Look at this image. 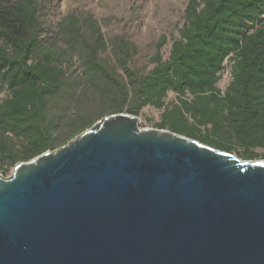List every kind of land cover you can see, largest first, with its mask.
<instances>
[{"label": "water", "instance_id": "1", "mask_svg": "<svg viewBox=\"0 0 264 264\" xmlns=\"http://www.w3.org/2000/svg\"><path fill=\"white\" fill-rule=\"evenodd\" d=\"M0 264H264V160L106 116L0 174Z\"/></svg>", "mask_w": 264, "mask_h": 264}, {"label": "trees", "instance_id": "2", "mask_svg": "<svg viewBox=\"0 0 264 264\" xmlns=\"http://www.w3.org/2000/svg\"><path fill=\"white\" fill-rule=\"evenodd\" d=\"M39 3L0 0L2 175L106 116L145 107L162 110L158 129L243 160L264 158V0H188L167 57L161 36L149 69L131 67L137 47L106 39L88 12L63 16L56 40L45 43ZM169 92L174 102L165 101Z\"/></svg>", "mask_w": 264, "mask_h": 264}, {"label": "rangeland", "instance_id": "3", "mask_svg": "<svg viewBox=\"0 0 264 264\" xmlns=\"http://www.w3.org/2000/svg\"><path fill=\"white\" fill-rule=\"evenodd\" d=\"M188 0H40L38 19L39 36L45 43L56 40L57 23L63 16L88 12L101 22V29L106 39L122 36L133 43L137 54L130 61V66L149 69L153 66L150 58L156 51V43L161 36L166 37L160 53L168 55L172 38L177 37L178 28L183 21V12ZM230 79L229 68L223 72L218 87L223 90ZM4 92H0V99ZM165 101H175V95L169 92ZM162 110L145 107L137 116L140 128H156ZM262 154L263 150L256 149ZM239 157L236 151L231 152ZM241 159V158H240ZM256 160H264L263 156ZM12 169L4 176L8 177Z\"/></svg>", "mask_w": 264, "mask_h": 264}]
</instances>
